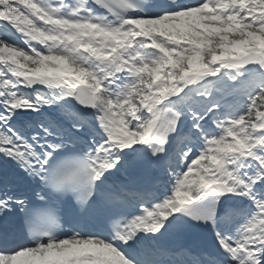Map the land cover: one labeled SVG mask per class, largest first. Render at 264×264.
Listing matches in <instances>:
<instances>
[{"label":"snow or ice","instance_id":"snow-or-ice-1","mask_svg":"<svg viewBox=\"0 0 264 264\" xmlns=\"http://www.w3.org/2000/svg\"><path fill=\"white\" fill-rule=\"evenodd\" d=\"M0 264H264V0H0Z\"/></svg>","mask_w":264,"mask_h":264}]
</instances>
